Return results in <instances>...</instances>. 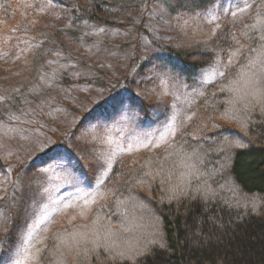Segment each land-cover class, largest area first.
Wrapping results in <instances>:
<instances>
[{
	"label": "rangeland",
	"instance_id": "obj_1",
	"mask_svg": "<svg viewBox=\"0 0 264 264\" xmlns=\"http://www.w3.org/2000/svg\"><path fill=\"white\" fill-rule=\"evenodd\" d=\"M2 1L12 13H0V264H45L52 234L116 207L129 169L184 137L212 147L229 127L200 102L250 49L238 40L225 53L220 37L264 0H85L110 26L82 21L69 6L81 0ZM169 47L214 59L171 64ZM225 146L214 152L223 171Z\"/></svg>",
	"mask_w": 264,
	"mask_h": 264
},
{
	"label": "trees",
	"instance_id": "obj_2",
	"mask_svg": "<svg viewBox=\"0 0 264 264\" xmlns=\"http://www.w3.org/2000/svg\"><path fill=\"white\" fill-rule=\"evenodd\" d=\"M81 2L69 6L82 21L114 25L106 22L99 6ZM1 12L7 19L12 13L2 0ZM220 40L225 53L238 40L250 44L243 61L200 102L211 119L229 127H213L212 147L184 137L129 169L116 207L102 208L89 223L52 234L50 251L42 255L45 264H264V3L250 20L227 28ZM164 51L168 62L193 68L206 67L214 59L212 54L182 55L172 47ZM93 113H84L85 121ZM224 146L231 156L226 171V161L221 167L214 156ZM207 186L215 196L205 193ZM131 218H143V226L150 218L151 226L142 229ZM95 224L97 235L91 233ZM7 236L9 240L13 235ZM142 236L144 242H136ZM127 241L130 247L124 246Z\"/></svg>",
	"mask_w": 264,
	"mask_h": 264
},
{
	"label": "bare ground",
	"instance_id": "obj_3",
	"mask_svg": "<svg viewBox=\"0 0 264 264\" xmlns=\"http://www.w3.org/2000/svg\"><path fill=\"white\" fill-rule=\"evenodd\" d=\"M186 68H187V67H184V69H186ZM186 70H188V71H189L190 69H189V68H187ZM142 220H143V218H140V220H137V219H132V218H131V220H130V221H138V222H140V224L142 225V226H141V228L143 229V221H142Z\"/></svg>",
	"mask_w": 264,
	"mask_h": 264
},
{
	"label": "snow or ice",
	"instance_id": "obj_4",
	"mask_svg": "<svg viewBox=\"0 0 264 264\" xmlns=\"http://www.w3.org/2000/svg\"><path fill=\"white\" fill-rule=\"evenodd\" d=\"M102 163H103V162H102ZM99 171H101V172H102V171H103V169L101 168V169H99Z\"/></svg>",
	"mask_w": 264,
	"mask_h": 264
}]
</instances>
